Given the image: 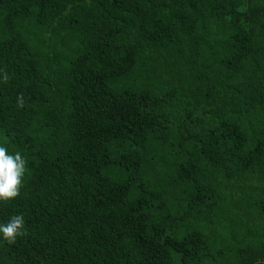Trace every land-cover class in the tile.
<instances>
[{
  "label": "trees",
  "instance_id": "trees-1",
  "mask_svg": "<svg viewBox=\"0 0 264 264\" xmlns=\"http://www.w3.org/2000/svg\"><path fill=\"white\" fill-rule=\"evenodd\" d=\"M0 146V264H264V0H0Z\"/></svg>",
  "mask_w": 264,
  "mask_h": 264
},
{
  "label": "clouds",
  "instance_id": "clouds-1",
  "mask_svg": "<svg viewBox=\"0 0 264 264\" xmlns=\"http://www.w3.org/2000/svg\"><path fill=\"white\" fill-rule=\"evenodd\" d=\"M3 79L5 82L8 81L6 72L3 73ZM17 101L22 107L23 94L17 97ZM27 171V160L19 151L9 154L7 147L0 146V201L6 202L20 196ZM26 234L22 214L12 215L6 223H0V235L8 244H14L18 237Z\"/></svg>",
  "mask_w": 264,
  "mask_h": 264
}]
</instances>
